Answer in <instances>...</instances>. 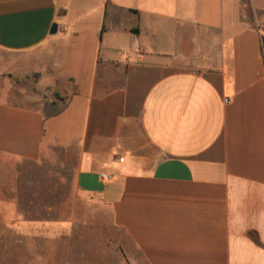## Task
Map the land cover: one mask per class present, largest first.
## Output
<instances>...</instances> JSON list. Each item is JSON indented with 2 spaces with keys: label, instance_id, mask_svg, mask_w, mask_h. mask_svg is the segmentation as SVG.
Masks as SVG:
<instances>
[{
  "label": "crops",
  "instance_id": "0c3cea01",
  "mask_svg": "<svg viewBox=\"0 0 264 264\" xmlns=\"http://www.w3.org/2000/svg\"><path fill=\"white\" fill-rule=\"evenodd\" d=\"M257 11L0 0V264H264Z\"/></svg>",
  "mask_w": 264,
  "mask_h": 264
},
{
  "label": "rangeland",
  "instance_id": "374dc122",
  "mask_svg": "<svg viewBox=\"0 0 264 264\" xmlns=\"http://www.w3.org/2000/svg\"><path fill=\"white\" fill-rule=\"evenodd\" d=\"M261 1H264V0H261ZM249 20H250V22L252 21V23H254L255 26H258V28H260L262 30V46H263V50H264V13H261L259 11L250 12L249 13ZM4 57H6V56H4ZM6 58L13 61V63H14L13 70H16L17 68H21V66L24 65V61L19 62V60H20L19 58H14V57H9V56ZM7 81H8V83L13 82L15 84V81L13 80L12 75H9V78L7 77ZM27 90H28V88L26 87V90L24 93H27L28 92ZM12 93H13L12 95L14 96V98H20L21 97L20 96L21 92L20 91L18 92L17 88H14L12 90ZM54 150L55 151H53V152H56L57 156L64 154L63 149L56 148ZM50 155H51V153H50ZM51 156L52 157L46 159L45 161H42L41 166H42L43 170H45V171L49 170L53 174L55 171L57 172L58 169H60V166L57 163V160H56L57 158L54 155H51ZM60 183L62 186L64 185V181L60 180ZM68 187H69V184H68ZM79 215H81V214L79 213Z\"/></svg>",
  "mask_w": 264,
  "mask_h": 264
},
{
  "label": "water",
  "instance_id": "95a60500",
  "mask_svg": "<svg viewBox=\"0 0 264 264\" xmlns=\"http://www.w3.org/2000/svg\"><path fill=\"white\" fill-rule=\"evenodd\" d=\"M57 31H58V25L57 24H54L52 26V29H51V34L54 35V34L57 33Z\"/></svg>",
  "mask_w": 264,
  "mask_h": 264
}]
</instances>
